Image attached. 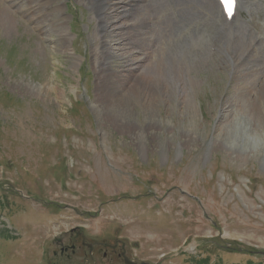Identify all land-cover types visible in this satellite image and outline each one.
<instances>
[{
    "label": "rangeland",
    "instance_id": "rangeland-1",
    "mask_svg": "<svg viewBox=\"0 0 264 264\" xmlns=\"http://www.w3.org/2000/svg\"><path fill=\"white\" fill-rule=\"evenodd\" d=\"M206 2L152 0L167 11L153 54L201 24L238 52L257 36L264 57V0H250L219 35ZM58 6L62 13L48 8L50 30L20 12H12L11 33L0 27V264H264V151L248 159L242 146L231 152L217 143L228 100H238L243 120L249 115L248 103L231 96L239 87L234 56L218 49L206 65L205 54L181 41L174 56L199 67L202 81L199 138L188 145L185 98L169 96L157 107L158 132L136 112L147 134L142 154L138 137L101 116L102 88L127 67L124 33L110 31L89 0ZM260 120L264 135V112Z\"/></svg>",
    "mask_w": 264,
    "mask_h": 264
},
{
    "label": "bare ground",
    "instance_id": "bare-ground-1",
    "mask_svg": "<svg viewBox=\"0 0 264 264\" xmlns=\"http://www.w3.org/2000/svg\"><path fill=\"white\" fill-rule=\"evenodd\" d=\"M5 1L8 6H0V27L7 33H11L16 26V20H14L12 12H20L40 31L44 32L55 25V22L50 20V17L54 16L52 11L54 13H62L63 11L62 7H54L55 0ZM89 2H93L96 13L103 16L108 28L110 27V31L118 30L125 35L121 49L124 50L127 67L122 76L114 78V83H112V78H108L109 84L105 83L104 88H102L104 91L100 92L101 97L99 100L106 107L102 108L106 114L101 116L126 134L138 137L141 140L142 154L147 153L149 148L144 144L147 137L146 132L134 119L136 112L143 113L146 121H149L151 129L158 132L161 130L162 121L158 116L157 107L164 102L163 98H169V96L171 98L177 96L185 98L186 114L191 117L188 122L189 128L187 129L191 131H186L187 129L185 128L182 135L188 145L193 144L199 138L196 132L199 128V122L195 95L198 94L202 81L194 75L199 73V67L190 64L187 61V57L178 59L176 58L177 55L176 57L174 56L175 52H178V47L181 48L180 43L182 40L193 44L191 52H196L199 57L204 54L207 56L208 62L205 63L206 65L212 62L210 59L215 57L218 49L224 57L234 56L233 65L236 70L233 71L235 74L232 80L239 81V87L236 93L231 96L234 97L236 95L239 99H243L244 106L245 102L248 103L249 106L247 105L246 109L249 115L246 114L248 119L243 120L238 115V107L241 104L237 99L234 102H232V98L228 100V106L221 113L220 124L216 128L218 131L217 135L220 132L222 133L217 138V143L221 148L231 152H235L238 146H242V152L248 159L254 158L257 153L264 151V135L259 133V128H257L261 122L260 113L264 112V66L256 65V62H261L264 57L261 56V48L258 50L256 46L257 36H252L251 44L243 52H238L237 46L230 45L225 47L226 45H223L220 42L221 40L217 42V36L212 37L206 35L205 32H201V24H198L199 26L194 27L195 30L192 29V31L189 30L180 37L177 36L173 40L171 47H166V45L164 48H162L163 46L158 47L155 55L152 50L153 43H156L157 38L153 33L162 26L161 22L166 18L167 11L159 10L157 4L152 3V0H89ZM209 2L216 9L214 10L217 15L214 32H218L217 35H219L227 33L226 30L234 25L235 22L233 23V21L235 18L240 16L241 8L245 7L247 9L249 7L250 0H239V7L232 20L226 18L218 0H210ZM49 7H51L50 10L52 11L48 9ZM144 9L146 10L142 12ZM57 20V22L62 21L61 18ZM56 26L60 28L62 23ZM167 26L170 25L168 24ZM150 27H153L152 31H149ZM167 31V29H164L163 33ZM192 33L196 34L195 38H192ZM59 34L62 39L67 38L64 30L60 29ZM164 42L166 41L164 40ZM103 47L107 51L110 49L106 42L103 43ZM180 48L179 51L181 50ZM123 93H127L126 98H123V96H126ZM171 130L170 128L169 131Z\"/></svg>",
    "mask_w": 264,
    "mask_h": 264
},
{
    "label": "snow or ice",
    "instance_id": "snow-or-ice-1",
    "mask_svg": "<svg viewBox=\"0 0 264 264\" xmlns=\"http://www.w3.org/2000/svg\"><path fill=\"white\" fill-rule=\"evenodd\" d=\"M225 3H228L229 7H231V5L234 4V0H225Z\"/></svg>",
    "mask_w": 264,
    "mask_h": 264
}]
</instances>
